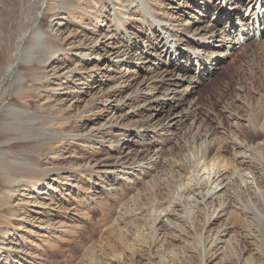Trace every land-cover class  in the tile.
<instances>
[{
  "label": "rangeland",
  "instance_id": "rangeland-1",
  "mask_svg": "<svg viewBox=\"0 0 264 264\" xmlns=\"http://www.w3.org/2000/svg\"><path fill=\"white\" fill-rule=\"evenodd\" d=\"M149 2L170 18L191 22L163 8L168 1ZM126 3L0 0V119L6 106L17 107V134L25 138L0 136V264H264V38L229 56L213 79L179 99L178 112L196 102L195 113L151 147L147 159L119 168L125 145L103 134L97 136L103 145L82 136L103 126L117 134L148 126L149 97L130 102L124 86L139 76L136 83L149 78L147 86H154L166 73V67L159 76L95 61V46L116 29L112 16L126 13L128 4L134 8ZM133 11L129 16L141 15ZM33 29L46 36L27 64L19 60L20 45ZM118 103L128 107L116 111ZM133 108L136 115L123 118ZM220 171L230 178L229 194L208 198ZM4 175L17 184L6 186Z\"/></svg>",
  "mask_w": 264,
  "mask_h": 264
},
{
  "label": "bare ground",
  "instance_id": "bare-ground-1",
  "mask_svg": "<svg viewBox=\"0 0 264 264\" xmlns=\"http://www.w3.org/2000/svg\"><path fill=\"white\" fill-rule=\"evenodd\" d=\"M151 1L153 2V0ZM162 1L169 2L168 6H164L163 8L171 7L170 9H173V10L177 9L178 12H181L183 14V17L184 16H187V18L190 17L191 22L190 23L182 22L181 19L179 18L177 19L174 17L173 18L168 17L167 13H162L164 11L162 10V8L158 9L156 7L157 5L151 4L149 0H131V4H133L132 6L137 9V12L141 11V15L138 16L137 18L129 16L131 12L134 10V8L129 6V4L126 9V13L123 12L124 14H122L121 12V14L118 15L115 12L114 16L115 14H117L116 15L117 18L116 17L113 18L112 16L111 18L112 24H110V26L113 25L115 26L116 29H112V28L111 30L108 29L109 32L105 35L104 42L101 43L100 45L95 46L96 50L99 51L98 53L99 58L97 57V60L95 59V61H97L99 65L105 62V63H108L109 66L114 65L116 69H120V67L125 66V65L127 67L135 66L139 71L140 70L142 72L144 71L147 74L152 73V72L154 73V71L156 72L159 71V76H161L160 75L161 70H164V67H166V70H164V73L165 72L166 73L164 74L163 78L161 77L162 79L156 80V82L153 81L154 86L152 85L147 86L146 83L149 82V78H145L146 83L145 82H140L139 84L136 83V81L140 80L141 78L140 76L133 79L132 82L128 84V86H124L125 89H127L124 91L129 90L127 99L130 102H134L136 99H138L141 96L149 97L148 99L149 108L146 111L152 112V115L146 121L148 122L147 124L148 126H144L142 128L125 129L124 133L122 132L123 134L121 133L117 134L115 132L108 131L112 129L108 128V126L107 127L103 126V127L91 129L89 132H87V134L83 136L81 135L83 138L93 139L97 141L98 143H102L103 145L105 141L100 140L97 137L98 135L103 134L104 136H107V137L111 136L112 139L114 138L115 141H113V143L119 142L123 145V147L125 145V147L122 148L121 151H119L121 154L120 161H123V163H119L120 165L119 168H123V169H126L127 167L132 168L134 165H136L135 158L141 159L143 157L146 158L145 156L150 155L152 153L151 147L152 148L156 147L158 144L164 142V140H166V137L170 135L169 133L172 132L173 130L179 129L181 124H183L189 118L190 114H192L196 110L197 103L193 101L194 102L193 106L192 104L191 105L189 104L187 109H183V111L178 112L180 107L183 106L180 103L179 99L181 97L191 96L192 94H194L196 92V89L199 88V86L203 84L202 80L204 78H208L209 71H213L214 75L216 76L218 71L222 69V65L224 61L230 55L224 51V44L230 41L229 33L230 31H233L234 29H236L237 27L236 23H238L241 26V31H244L249 26L248 18H246L248 15L252 16L254 20H258L261 18V16H264V0L261 1V5H262L261 7L263 8L262 11H256L257 5L260 0H187L189 2L183 1V3L179 4L178 8H174L173 6H170V5H173V3L176 4L175 0H162ZM126 2L127 0H124V5ZM210 16L211 18L213 17V20H214L213 23H215V25L213 23H210V25L205 24V22H207L206 19L209 18ZM139 24H141L142 28H138ZM189 25H192V27H190ZM130 29L132 30L131 32L129 31ZM53 31L51 32L53 33ZM208 31H211V34H208ZM47 32H50V30ZM146 34L148 35V37L144 39V37H146ZM177 35H180L184 38L179 40L180 38L177 39L178 37ZM45 36L46 35L42 33V31H40L39 29H33L32 31H30V33L27 36H25L21 42L19 60L21 62L26 61L27 64H30L32 60L35 59L34 50L36 46L42 41V39ZM122 36H124L123 37L124 39L122 38ZM114 42L115 44L116 43L119 44V46L116 45L113 47ZM255 42L256 41L254 40L249 41V43H255ZM180 45L184 47H181ZM140 49L142 53L139 55V53L137 54V51H139ZM134 60L136 61L142 60L143 63L140 65L138 63L132 64ZM196 65L202 71V73L199 75L197 73ZM182 69L186 70V73L182 76L177 75L178 73L180 74V71ZM73 74H74V77H76L78 75V72L73 73ZM155 77L153 76V78ZM99 82L102 83V80H100ZM16 83H19V82L16 81ZM169 86L172 87L168 91L169 93L162 90L163 89L162 87H169ZM148 90L151 92H149ZM119 91H121V89ZM115 92H116V89H113L110 92H108L110 94L109 96L110 99L113 97L111 95L117 94ZM108 105H111V104H108ZM127 107L128 105L126 103L124 104L118 103L117 105L113 106V109L116 111H119V110L121 111ZM145 107H146V104L142 106V108H145ZM17 113H18L17 107H15L14 105H8L5 107L4 112H2L3 116L0 119V136H10L9 142H11L10 140L13 141V139L15 141V136L16 135L18 136L20 134V133L17 134L18 129L16 128L18 126V124L16 126ZM131 114L136 115V111L134 110V108L131 113L124 115L123 118L129 117L131 116ZM251 124L255 126L253 123ZM111 125L109 127H111ZM241 125L243 124H240V126ZM19 126H23V125H19ZM240 126L238 127L239 129L242 130L243 126L241 127ZM253 126L252 128L250 126L251 131H253L255 134H257L259 131L261 132L260 128L257 129V127L255 128ZM238 127H235V129L239 130ZM113 128L115 130H123L122 125L120 127L114 126ZM12 135L14 136L13 139H12ZM17 136H16V139L18 141L25 139L24 136H22V134L19 135L18 137ZM146 136L150 138V142H148L149 140L147 142L143 140V138L144 137L146 138ZM71 137L72 139H76V138L78 139V137L80 136L76 137L75 135L74 136L72 135ZM7 141H5L4 143H7ZM2 146H4V144ZM158 152L160 153V151H157V153ZM245 154L242 155V157L238 156L239 158L241 157L242 159L240 161L245 162V159H244L246 157ZM108 160L114 161V158L110 157ZM204 162H205L204 164H207L206 161ZM210 163L213 164L212 161ZM117 164H118L117 162H114L111 165L115 167ZM210 167L212 169V166ZM217 169L215 170L217 171ZM213 171L212 170L210 171V175L213 174L211 173ZM222 173L224 172L220 171V173H218L220 176L219 177L217 176L218 178L215 177L214 180L210 182L211 183V185L209 184L210 188L208 192H205L206 196L208 194L209 196L211 195L210 197H212L213 194L214 195L217 194L219 197L222 195L226 196L228 192L227 187L229 185L228 182H230L229 180L230 178L228 179V177L226 176L227 175L226 172L224 174ZM6 175H4L5 177L4 182L6 183V186L9 185L11 187L12 184L13 186L14 184H17V180L11 181L10 177ZM213 176L214 175L211 176L212 179H213ZM208 178L210 177L208 176ZM257 180L259 181V178ZM262 180L264 179L262 178ZM207 181L209 183V179ZM205 184H206L205 186H207V183ZM202 185L200 186L201 189L204 186ZM36 189H37V186L34 185L33 192L36 191ZM190 191L189 193H191ZM10 192L11 190L9 189V193ZM196 192L197 191L194 190L195 195H196ZM197 193H200V192L198 191ZM229 201H232V200H230L229 198Z\"/></svg>",
  "mask_w": 264,
  "mask_h": 264
}]
</instances>
